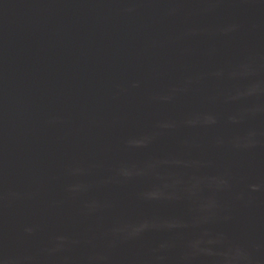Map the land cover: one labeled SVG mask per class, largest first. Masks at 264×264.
Returning a JSON list of instances; mask_svg holds the SVG:
<instances>
[{"label":"water","instance_id":"1","mask_svg":"<svg viewBox=\"0 0 264 264\" xmlns=\"http://www.w3.org/2000/svg\"><path fill=\"white\" fill-rule=\"evenodd\" d=\"M0 264H264V0H0Z\"/></svg>","mask_w":264,"mask_h":264}]
</instances>
